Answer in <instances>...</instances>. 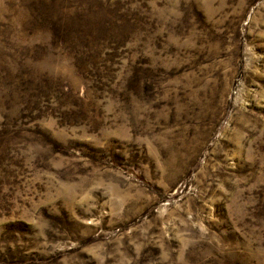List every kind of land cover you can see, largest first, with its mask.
Masks as SVG:
<instances>
[{
    "label": "rangeland",
    "instance_id": "rangeland-1",
    "mask_svg": "<svg viewBox=\"0 0 264 264\" xmlns=\"http://www.w3.org/2000/svg\"><path fill=\"white\" fill-rule=\"evenodd\" d=\"M0 264H264V0H0Z\"/></svg>",
    "mask_w": 264,
    "mask_h": 264
}]
</instances>
